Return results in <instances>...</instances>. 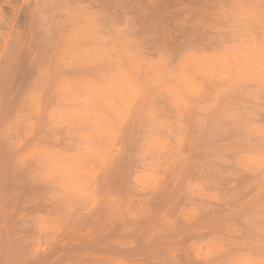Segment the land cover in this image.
I'll list each match as a JSON object with an SVG mask.
<instances>
[{"label":"rangeland","instance_id":"1","mask_svg":"<svg viewBox=\"0 0 264 264\" xmlns=\"http://www.w3.org/2000/svg\"><path fill=\"white\" fill-rule=\"evenodd\" d=\"M4 18L0 264H264V0Z\"/></svg>","mask_w":264,"mask_h":264},{"label":"bare ground","instance_id":"2","mask_svg":"<svg viewBox=\"0 0 264 264\" xmlns=\"http://www.w3.org/2000/svg\"><path fill=\"white\" fill-rule=\"evenodd\" d=\"M0 7L3 16H5L4 19L7 22L5 24H7L8 38L11 40L24 39L33 25L34 14L36 12V0H2ZM19 40L17 43L20 42ZM25 44L26 41L25 43H19V49L21 50Z\"/></svg>","mask_w":264,"mask_h":264}]
</instances>
